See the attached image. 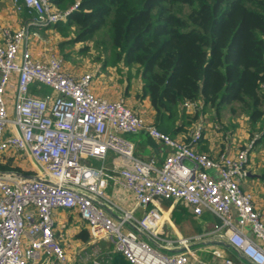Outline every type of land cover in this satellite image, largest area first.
<instances>
[{
  "label": "built area",
  "instance_id": "built-area-1",
  "mask_svg": "<svg viewBox=\"0 0 264 264\" xmlns=\"http://www.w3.org/2000/svg\"><path fill=\"white\" fill-rule=\"evenodd\" d=\"M11 2L17 12L35 16L34 28L65 21L79 5L61 10L55 0ZM30 35L39 37V32L0 29V154L28 156L37 168L0 171V264H68L55 221L60 210L79 215L93 247L105 241L128 264H196L189 239L160 236L163 201L181 202L194 215L209 212L220 221L215 233L246 259L226 258L222 264H264V218L253 195L241 186L258 135L233 155L199 152L194 145L202 139V126L194 129L189 143L172 138L125 100L98 96L93 73L73 77L59 56L35 60L28 48ZM13 76L17 91L10 113L5 93ZM33 86L50 92L37 97ZM184 107L192 112L203 108L199 101ZM140 132L170 149L161 165L136 157L128 135ZM110 181L132 195L144 211L142 218L133 211H123L118 219L107 213L102 205ZM129 223L149 240L127 230ZM176 245L183 251H164Z\"/></svg>",
  "mask_w": 264,
  "mask_h": 264
},
{
  "label": "trees",
  "instance_id": "trees-1",
  "mask_svg": "<svg viewBox=\"0 0 264 264\" xmlns=\"http://www.w3.org/2000/svg\"><path fill=\"white\" fill-rule=\"evenodd\" d=\"M76 2L52 25L67 39L61 45L84 44L85 52L93 42L110 54L103 68L136 70L138 98H149L162 132L173 136L177 121L188 125L207 111L220 121L229 108L264 143V0H55L61 10ZM198 101L203 108L191 118L182 105ZM78 236L90 238L86 229Z\"/></svg>",
  "mask_w": 264,
  "mask_h": 264
},
{
  "label": "crops",
  "instance_id": "crops-1",
  "mask_svg": "<svg viewBox=\"0 0 264 264\" xmlns=\"http://www.w3.org/2000/svg\"><path fill=\"white\" fill-rule=\"evenodd\" d=\"M34 15L28 14L27 11L17 12L12 6L11 0H3L0 3V29L1 27H9L13 30H19L23 27H28L31 32L37 30L39 32V37H33L30 35L28 41V48L31 52L32 57L35 60H47L51 56H59L64 59V70L72 75L73 77L79 78L85 73L83 71H78L71 66L68 61L69 56L65 55L66 49H71L74 46L61 45L67 39H64L53 26H45L41 28H34L31 26ZM1 43V37H0ZM70 51V50H69ZM107 69V68H103ZM97 71V70H96ZM89 72L97 74V72ZM102 78V80H101ZM100 80V81H99ZM139 81V80H138ZM32 93L37 97H42L47 94L44 91L38 90L35 86ZM17 91V76H13L8 85L7 91L5 93V101L7 104L8 111L12 113L14 111V98ZM93 91L101 97L118 100L123 99L127 105L134 109L136 113L145 117V119L155 123L154 110L151 106L149 98L141 100L142 105H131V101H136L135 99H129V93L127 88L120 89L118 85L111 82V78L105 77V75L98 74L94 85ZM141 91H137V96ZM139 103V102H137ZM141 104V102H140ZM186 113L193 116V112L184 107ZM212 111H207L206 113H201L197 115L194 121L190 124L184 125L182 121H177L175 124L176 128H179L172 138L189 143L191 140V135L197 126H202L203 136L194 148L199 152L207 153L211 157L217 156L221 152H227L231 155L237 153L239 150L244 148L246 143L249 141V134H245L248 130V121L242 125L239 130L232 132L231 130H226L221 124L223 121L214 120L210 118ZM213 115V114H212ZM245 130V132H244ZM128 138L135 145V155L141 160L155 159L159 165H161L170 152V149L163 145L162 143L151 138L147 133L140 132L136 135H128ZM112 157V154H110ZM22 171L27 172L32 170H27L22 168ZM243 190L250 192L253 195V201L256 209H258L264 218V143L258 142L250 153L249 164L247 167V176L242 181L241 184ZM106 200L105 205H102L108 214L118 219L123 215V211H133L134 216L137 218H142L144 211L141 208H137L136 203L132 195L125 190H119L114 187L113 183L110 181L106 189ZM160 209L164 218L165 235L164 239H172L176 241L180 238H186L190 241L191 248V260L196 264H222L226 258H231L235 261L243 260L240 254L233 248L224 245V240L219 236V233H215L216 225L220 224V221L216 220L210 221L205 212L201 216L194 215L192 209L181 203V202H171L163 201L160 204ZM72 221H71V220ZM55 221L57 224V231L61 237L64 247L66 248V234L69 233L71 229L75 230L76 234H79L80 230L87 229L84 222L80 219L76 212L70 211H57L55 214ZM83 223V228L80 229V223ZM163 227V228H164ZM67 229L68 232L64 235L62 230ZM69 228V229H68ZM127 230L136 231L142 238L149 240V238L138 229L133 223H129L126 226ZM78 230V231H77ZM163 230V229H162ZM163 250V249H162ZM167 253H180L183 251L181 246L176 245L173 249H164ZM215 251H219L221 256L214 254ZM114 252V250H113ZM113 254H116L114 252ZM246 262V261H245ZM105 264H128V262L122 257L118 256H108Z\"/></svg>",
  "mask_w": 264,
  "mask_h": 264
},
{
  "label": "rangeland",
  "instance_id": "rangeland-1",
  "mask_svg": "<svg viewBox=\"0 0 264 264\" xmlns=\"http://www.w3.org/2000/svg\"><path fill=\"white\" fill-rule=\"evenodd\" d=\"M179 8H182L184 12H187L189 10V7L187 6ZM84 46V44H77V46H74L71 49H66L64 51L65 55L69 56L68 61L70 62L71 66L74 67L76 70L83 72L92 71L94 73L97 70V74H94L95 80L98 77V74L100 75L103 73L105 77H108L109 79L111 78V82H113V84L118 85L120 89H124L125 87L127 88V92H130L128 96L129 99L132 100L133 97V99L136 100L131 101V105L137 104L143 106L142 101H140L137 96V91L140 90V82L136 78V70L127 69L120 63L115 66L110 65L105 70L102 67L103 61L105 60V58L109 57L110 54L107 53L105 55L104 52L102 53V46H100L101 48L97 49L95 47V43L93 42L90 43L89 49H87L85 52H82L81 49H83ZM31 88L32 90L34 89V87ZM41 91L48 93L50 92V89L41 86ZM210 118H212V114H210ZM220 120L223 121L221 125L226 130H231L234 133L236 132V130H239L242 125L246 122V116H244L242 112H240V110L237 114L233 115L231 114L229 108H224L221 111ZM245 134H249V130H247ZM0 164L3 166V168L0 169V171L2 172L16 171L23 173L22 168L32 171L37 170L30 157L20 156L19 154H0ZM93 164L95 166H101V162L93 161ZM207 216L210 221L214 222V220H216V218L212 214H207ZM80 225V229L84 227L82 222L80 223ZM165 230L166 228L164 227L161 234V236L163 237L165 235ZM74 231L75 230L71 229V231L69 230V233H67L68 230L66 228L62 230V233L64 235L67 233L66 249L69 260L68 264H105V261L106 259H108V256L114 255L113 247L111 244L106 243L105 241H101L98 245L93 247L90 238L88 241H83V239L80 238L78 234H76ZM81 231H83V229L80 230V232Z\"/></svg>",
  "mask_w": 264,
  "mask_h": 264
},
{
  "label": "water",
  "instance_id": "water-1",
  "mask_svg": "<svg viewBox=\"0 0 264 264\" xmlns=\"http://www.w3.org/2000/svg\"><path fill=\"white\" fill-rule=\"evenodd\" d=\"M224 245L227 247H232L231 245H229L228 243L224 242ZM244 260H246L244 257H242Z\"/></svg>",
  "mask_w": 264,
  "mask_h": 264
}]
</instances>
